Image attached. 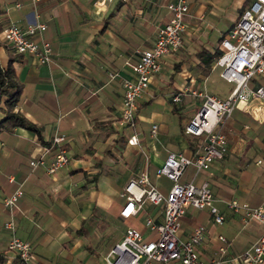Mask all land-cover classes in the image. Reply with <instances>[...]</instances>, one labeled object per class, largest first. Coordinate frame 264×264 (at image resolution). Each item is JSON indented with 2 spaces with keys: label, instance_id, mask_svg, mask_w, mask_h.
<instances>
[{
  "label": "crops",
  "instance_id": "crops-1",
  "mask_svg": "<svg viewBox=\"0 0 264 264\" xmlns=\"http://www.w3.org/2000/svg\"><path fill=\"white\" fill-rule=\"evenodd\" d=\"M176 1L0 0V63L12 64L23 87L17 111L40 131H0V264H18L8 250L11 232L4 227L11 219L16 235L32 246L33 264H104L127 228L146 233L147 215L163 220L162 209L152 204L137 217L123 219L121 193L141 172L168 192L171 183L157 176L168 155L191 157L202 148V137L185 133L202 103L192 91L224 99L230 95L234 85L220 76L215 62L222 39L252 3L187 0L183 45L162 58L160 71L139 99L136 129L124 127L119 124L123 82L133 79L140 52L154 45L159 27L171 18L168 5ZM37 22L47 24L44 39L54 53L49 65L33 55L16 54L3 39L9 25ZM250 86L264 87V75ZM184 89L182 102L175 103L173 97ZM5 118L0 111V122ZM222 131L228 140L225 157L196 177L190 167L182 181L209 182L224 221L218 225L209 210L189 206L180 233L188 238L205 225L200 258L212 260L221 246L218 237L224 236L229 247L222 264H242L235 257L257 241L263 226L244 223L227 203L264 206V107L240 104ZM58 134L65 137L61 148L69 164L54 174L43 167L32 169V157L44 155L49 163L57 153L51 141ZM133 134L139 137L137 145L128 143ZM18 188L23 195L15 207H7L6 198Z\"/></svg>",
  "mask_w": 264,
  "mask_h": 264
},
{
  "label": "built area",
  "instance_id": "built-area-1",
  "mask_svg": "<svg viewBox=\"0 0 264 264\" xmlns=\"http://www.w3.org/2000/svg\"><path fill=\"white\" fill-rule=\"evenodd\" d=\"M106 1V0H104ZM170 20L159 27L154 45L141 51L139 59L133 66V79L123 82L124 96L119 124L135 130L138 119V101L149 88L151 78L160 71L162 58L179 50L183 45L186 31V17L189 13L187 0L170 3ZM47 24L44 22L29 23L25 27L11 24L4 29V42L20 55H33L42 65L53 61V48L44 39ZM35 37H38L36 39ZM222 52L215 62L220 69V76L234 85L227 98L208 93L206 90L192 91L202 99L197 113L185 125V133L202 137V148L193 156L181 153H170L158 169L157 176L166 178L171 187L163 192L152 184L147 172H141L132 178L124 187L121 197L125 204L120 211L123 219L137 217L145 211L147 204L162 209L163 220L158 222L152 216L144 219L146 233L135 228L126 229L122 239L104 257V264H222L223 256L228 252L229 242L219 236L221 246L217 255L205 262L199 256V247L203 244L207 228L199 225L188 238L181 236V218L186 208L209 210L216 224L224 221L215 204V198L209 182L197 184L194 179L182 181L190 167L195 170V177L200 172L210 169L215 161L222 160L228 151V140L222 128L233 116L240 104L247 106L254 102L264 107V87L251 88L252 80L264 75V0H252L239 21L231 28L221 41ZM188 89L181 90L173 97L175 103L182 102ZM157 126H153L155 134ZM65 140L63 135H55L51 145L57 148L54 157L46 162L44 155L32 157V169L43 167L54 174L69 164L66 151L61 148ZM130 145L139 144V137L133 134L128 139ZM47 151V148H45ZM23 190L18 188L5 200L9 208L15 207ZM228 207L242 214L244 223L257 221L262 224L263 232L257 241L235 257L242 264L264 263V206L252 207L248 203L231 200ZM5 229L11 232L8 250L17 259L18 264H33L34 254L29 242L21 240L15 233L13 219L6 222Z\"/></svg>",
  "mask_w": 264,
  "mask_h": 264
},
{
  "label": "trees",
  "instance_id": "trees-1",
  "mask_svg": "<svg viewBox=\"0 0 264 264\" xmlns=\"http://www.w3.org/2000/svg\"><path fill=\"white\" fill-rule=\"evenodd\" d=\"M22 90V84L18 80L12 64L3 67L0 63V111L6 116L0 122V131L2 129L13 130L16 127H23L40 135L39 129L17 111ZM0 262H3L2 255H0Z\"/></svg>",
  "mask_w": 264,
  "mask_h": 264
},
{
  "label": "rangeland",
  "instance_id": "rangeland-1",
  "mask_svg": "<svg viewBox=\"0 0 264 264\" xmlns=\"http://www.w3.org/2000/svg\"><path fill=\"white\" fill-rule=\"evenodd\" d=\"M131 223H129L128 225H130Z\"/></svg>",
  "mask_w": 264,
  "mask_h": 264
}]
</instances>
